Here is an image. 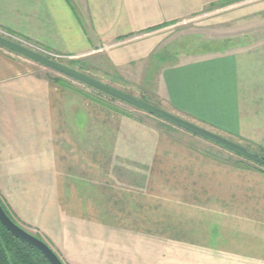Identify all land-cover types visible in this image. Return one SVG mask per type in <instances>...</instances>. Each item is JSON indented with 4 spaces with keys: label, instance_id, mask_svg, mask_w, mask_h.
Wrapping results in <instances>:
<instances>
[{
    "label": "crops",
    "instance_id": "1",
    "mask_svg": "<svg viewBox=\"0 0 264 264\" xmlns=\"http://www.w3.org/2000/svg\"><path fill=\"white\" fill-rule=\"evenodd\" d=\"M227 1L0 0V29L123 66L152 57L159 41L147 33ZM52 71L0 47V197L20 226L64 264H264V173L90 100ZM156 90L169 114L264 153V38L164 65ZM154 182L207 204H138ZM74 196L78 205L64 203Z\"/></svg>",
    "mask_w": 264,
    "mask_h": 264
},
{
    "label": "rangeland",
    "instance_id": "2",
    "mask_svg": "<svg viewBox=\"0 0 264 264\" xmlns=\"http://www.w3.org/2000/svg\"><path fill=\"white\" fill-rule=\"evenodd\" d=\"M257 4H261L260 1L240 0L229 4L223 3L209 10H204L194 18L181 20L169 24L161 30L147 33L151 38L158 40L159 44L156 46L152 57L146 60L117 66L105 52L97 53L88 59H66L57 63L166 112L164 110L165 104L159 98L158 90H156L158 75L163 66L175 65L204 56L220 55L261 40L264 38V12H256ZM52 72L63 78L66 83H72L76 88L85 90L88 94L105 102H110L111 106L130 115V118L135 121L154 128H164L178 140L196 145L202 152L213 157L223 160H238L240 158L241 162L246 163L245 158L225 151L215 144L206 141L200 144L196 139H192L194 143H191L189 139L192 137L174 125L118 100H112L111 97L109 98L103 93L100 94V92L55 71ZM78 198L76 196L72 197L71 200L65 198L64 203L78 205L80 202ZM151 199L153 204H207L203 199L192 201L191 198L179 197L177 188L173 187V184L172 187L170 184L168 187L162 188L159 182H154V195L152 197H139L138 195L137 203H151ZM238 216L239 213H235L233 219L236 220ZM28 231L38 234L34 230Z\"/></svg>",
    "mask_w": 264,
    "mask_h": 264
},
{
    "label": "water",
    "instance_id": "3",
    "mask_svg": "<svg viewBox=\"0 0 264 264\" xmlns=\"http://www.w3.org/2000/svg\"><path fill=\"white\" fill-rule=\"evenodd\" d=\"M0 47L4 48L12 53L18 54L24 58L32 60L42 66H45L71 80L81 83L87 87H90L98 92H101L107 96H110L118 101L125 103L131 107L141 110L151 116H154L162 121L170 123L177 128H180L186 132L196 135L206 141H209L225 150H228L240 157H243L255 164L264 167V158L258 154L250 152L247 148L229 141L219 135H216L208 130L200 128L192 123H189L181 118L173 116L159 108H156L148 103L143 102L140 99L129 96L123 92H120L114 88H111L81 72L71 69L63 64L49 60L35 52H32L14 42H11L0 36ZM0 223L10 232L14 237L32 247L43 255L50 264H64L57 253L43 240L39 239L35 235L28 232L18 223H16L4 210L0 203Z\"/></svg>",
    "mask_w": 264,
    "mask_h": 264
},
{
    "label": "trees",
    "instance_id": "4",
    "mask_svg": "<svg viewBox=\"0 0 264 264\" xmlns=\"http://www.w3.org/2000/svg\"><path fill=\"white\" fill-rule=\"evenodd\" d=\"M236 1H240V0H229V1L225 2V4H229L232 2H236ZM10 53H12V52H10ZM60 84H62L65 87H70V85L66 84L64 81H62ZM73 90H75V89L73 88ZM77 92H79L80 94H82L85 97H88L90 100L96 101L100 104L105 105L106 107H108L110 109H113L116 112L122 113L124 115H128V114L122 112L121 110H119L118 108H115V107L113 108L110 104L103 101L102 99L96 98V97L88 94L85 90H78ZM100 94H102V93L100 92ZM109 98H110V96H109ZM111 99L117 100V99H114L112 97H111ZM143 102H145V101H143ZM145 103H147V102H145ZM152 106H154V105H152ZM258 155L261 156L262 158H264L263 152L258 153ZM248 163H252L254 165L253 166L254 169L258 170L261 173H264V167L263 166L255 164V163L246 159L245 164L248 165ZM0 203L2 204L4 210L7 212V214L17 223V221L13 218L11 212L8 210V208L3 203L1 197H0ZM28 232H30V231H28ZM30 233L33 234L32 232H30ZM33 235H35L39 239L43 240L39 234H33ZM0 264H50V263L38 251H36L32 247L28 246L27 244L23 243L22 241H20L16 237H14L0 223Z\"/></svg>",
    "mask_w": 264,
    "mask_h": 264
},
{
    "label": "built area",
    "instance_id": "5",
    "mask_svg": "<svg viewBox=\"0 0 264 264\" xmlns=\"http://www.w3.org/2000/svg\"><path fill=\"white\" fill-rule=\"evenodd\" d=\"M0 36L11 41V42H14L32 52H35L49 60H52V61H55V62H59V61H63V60H66V59H69L65 56H61V55H58V54H55L53 52H50L36 44H33L31 42H28L22 38H19L17 36H15L14 34H11L5 30H1L0 29Z\"/></svg>",
    "mask_w": 264,
    "mask_h": 264
}]
</instances>
